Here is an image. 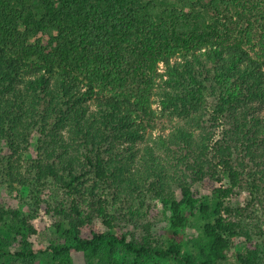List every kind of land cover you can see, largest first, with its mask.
<instances>
[{
    "label": "trees",
    "instance_id": "16d2710c",
    "mask_svg": "<svg viewBox=\"0 0 264 264\" xmlns=\"http://www.w3.org/2000/svg\"><path fill=\"white\" fill-rule=\"evenodd\" d=\"M144 1L0 0V172L24 176L37 132L28 168L68 194L46 203L54 221L41 230L0 204V264H73L75 253L88 264H121V253L129 264H264L258 199L229 200L264 184V0H164L159 13ZM156 101L188 123L160 126ZM154 131L157 147H139ZM92 170L130 181L126 202L133 189L154 193L164 238L126 229L132 208L129 219L80 198Z\"/></svg>",
    "mask_w": 264,
    "mask_h": 264
},
{
    "label": "rangeland",
    "instance_id": "374dc122",
    "mask_svg": "<svg viewBox=\"0 0 264 264\" xmlns=\"http://www.w3.org/2000/svg\"><path fill=\"white\" fill-rule=\"evenodd\" d=\"M162 1L164 0H155L144 1L142 5L146 8L148 7L150 11L155 13L161 12ZM179 1L180 0H176ZM184 0H181V2ZM193 1V0H190ZM36 4H41L38 0H31ZM156 2V3H155ZM182 2V3H183ZM186 11H190V7H186ZM162 70V69H160ZM166 84L163 82V85ZM157 114V123H160V126L167 127L171 122H181L188 123V117L184 113H179L177 110L169 107H164L160 101H156L153 105ZM209 115V113H206ZM228 124H230L228 122ZM196 130V128H195ZM219 130V129H218ZM217 130V131H218ZM169 131V130H167ZM156 132L151 135L148 134L146 137L139 140V147H144L147 144L157 147L156 144ZM39 133L35 132L31 136V141L29 148L25 153V159L23 161L24 166L19 169L22 171L23 175L21 178H10L5 175V173L0 172V204L18 207L25 214L33 217V222L38 229H45L49 224L54 221V216L52 213L48 214L44 211V206L50 201L51 203H57L68 197L66 190L62 187L60 181L53 178H48L46 181L42 182L39 180L37 169L28 168L29 163L38 158L39 155ZM1 150V149H0ZM7 149L3 153H6ZM1 153V151H0ZM133 168H127L128 171H133ZM252 170L249 167L250 171ZM128 180L133 178V172L126 174ZM81 187L84 191L83 196L85 195L91 199L93 197H103L106 199V205L111 208L110 210L114 212L115 210L121 211L126 214L130 219L131 208L134 213L136 221H128L126 224V229L133 231H138L140 233H145L144 224L149 225L151 231L155 234L158 239H163L165 231L167 232V213L161 204L160 199L154 193L143 192L144 190L133 189L134 186L131 185L130 188L133 191V195L129 196L128 201L123 200V195L120 194L121 188L123 185H127L130 181L124 182L118 179H110L108 182L101 180L95 174L94 170L89 172L81 181ZM230 183V182H229ZM231 184V183H230ZM195 193H202L201 184L199 182L193 185ZM90 191H94L96 194L92 196ZM67 194V195H66ZM255 197L254 206H256V213L258 218L261 220L262 227L264 228V184L260 182L259 188H252V191L249 192L247 188L236 187L235 192L229 196V200L233 201L235 204H243L245 201ZM41 210L40 214L39 211ZM43 211V212H42ZM264 233L263 230H258L257 234H254L256 239L261 237V234ZM160 241V240H159ZM240 241V240H239ZM236 250V247L234 248ZM121 264H129L133 260V256L127 253H121L119 255ZM264 258V254H263ZM74 263L73 264H88L86 258L82 253L74 254ZM159 264H173L170 260H156ZM39 264H47V259L45 257L38 260ZM156 264V263H155Z\"/></svg>",
    "mask_w": 264,
    "mask_h": 264
}]
</instances>
